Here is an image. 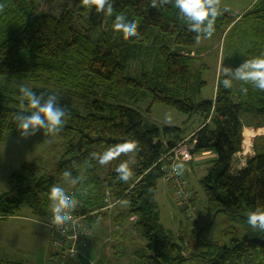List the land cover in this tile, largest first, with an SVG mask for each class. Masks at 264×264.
Returning <instances> with one entry per match:
<instances>
[{
	"label": "trees",
	"instance_id": "1",
	"mask_svg": "<svg viewBox=\"0 0 264 264\" xmlns=\"http://www.w3.org/2000/svg\"><path fill=\"white\" fill-rule=\"evenodd\" d=\"M216 5L219 14L212 35L248 24L251 40L240 65L264 53V0H255L241 14ZM112 8L109 15L97 12L94 4L84 0H64L60 11L51 14L38 12V0H0V76L52 83L87 100L85 112H79L68 98L57 96L56 106L65 113L63 126L49 132L37 129L30 136L62 138L63 154L51 174L35 176L34 167L26 163L9 173L12 187L0 194V219L15 215L22 205L44 214L54 183L77 174L73 188L80 204L75 216H83L90 225L106 214L110 202H123L145 240L144 248L135 251L134 264H181L188 256L160 224L154 195L159 179L166 178L171 185L176 182L168 176L171 160L165 153L187 141L192 154L215 153L200 179L209 208L245 221L244 235L231 238L230 246L219 247L208 257L209 264H264V230L251 228L245 215L255 209L264 211V148L256 143L260 139L253 140L254 152L245 163L233 167L234 156L242 149L243 127L264 126V90L243 81L238 88L225 89L218 86L217 79L213 98L193 99L202 81L193 72L196 54L191 47L205 36L203 30H189L192 22L179 15L174 0L164 4L157 0V7L152 6V0H112ZM117 16L135 19V37L114 30ZM80 19L92 24L97 21L98 34L81 25ZM131 49L141 54L132 56ZM144 55L151 57L152 63L147 67L141 59L132 70L130 60L146 59ZM234 73L219 78L232 80ZM97 85L108 91L97 96ZM243 88L247 91H241ZM31 89L42 97L41 103L52 95ZM146 95L150 97L147 113L153 105L162 104L188 115L200 114V125L187 137L179 126L145 122L140 111L121 100H139ZM31 111L20 91L10 94L0 90V139L20 134L14 117ZM244 115L257 120L245 124ZM128 141L135 142L133 150L121 152L106 164L99 162L107 150ZM123 162L131 169L127 181L119 179L116 171ZM185 171L186 167L182 172L179 169L181 175ZM0 264L20 263L0 260Z\"/></svg>",
	"mask_w": 264,
	"mask_h": 264
},
{
	"label": "rangeland",
	"instance_id": "2",
	"mask_svg": "<svg viewBox=\"0 0 264 264\" xmlns=\"http://www.w3.org/2000/svg\"><path fill=\"white\" fill-rule=\"evenodd\" d=\"M63 1L50 3L48 0H38V12L57 14ZM251 1L215 0L221 7L235 13H241ZM69 6L73 9L76 7L72 3H69ZM80 21L81 25L89 27L92 32L98 34L97 21L95 24L83 22L82 19ZM250 40L247 23H243L234 30L202 36L196 40L191 47L196 54V59L193 61V72L202 84L193 99H207L214 95L218 77L232 76L242 63L243 53ZM131 50L133 51L132 56L141 54L137 50ZM144 57H147V60L143 57L140 59L134 57L130 60V68L134 70L138 67L141 59L148 67L152 63V58L145 55ZM202 64L204 66L201 68ZM224 67L230 68L231 71L222 74ZM232 85L235 89L241 86V82L232 79ZM22 86L43 89L56 97H66L73 108L79 112H85L87 100L77 93L68 91L70 89L57 87L52 83H34L23 77L0 76V90L4 93L15 94ZM106 91L108 90L105 86L97 85V96L100 97ZM233 98L235 99L234 96ZM121 100L123 104L140 111L145 122L158 127L163 124L179 126L183 129L182 135H188L194 131L202 121L198 113L188 115L162 104L153 105L147 113L145 109L150 100L148 95L139 100L130 101L124 97H121ZM256 120L249 115L243 116L245 124L254 123ZM245 127L247 126L243 128L242 149L235 158L239 163H243L253 154V140L264 133L263 127L262 129L254 128V131ZM256 143L257 146L264 148V138ZM178 144L180 145H177V149L180 151L184 150L180 147L188 150L192 147L187 141H180ZM63 151L64 140L57 136L47 135L40 138L15 133L7 134L3 140L0 139V194L12 187V183L8 181L11 171L19 169L22 164L26 163L34 167L35 176L51 174L55 171ZM207 153L210 151L202 154L190 153V158L186 160L176 159L177 164L184 163L183 167H186L187 171L181 175L183 167L181 168L175 184L171 185L166 178H161L156 183L154 199L158 220L172 240L184 248L183 254L188 256V259L181 264H209L208 257L214 254L219 247L230 246L231 238H240L245 233V221L240 216L231 217L215 207L209 208L206 193L200 183L209 165L208 161L212 159L209 158L210 156H203ZM233 167H236L235 163ZM77 179L76 174L69 178L59 179L53 186H59L65 190L75 188ZM52 203L50 200L44 214L33 213L28 206L22 205L15 215L0 219L1 261L48 264L52 237L47 223L51 222ZM112 203L107 205V207L112 206L104 211L105 215L90 222L93 235L85 247L87 256L93 260L94 264H134L137 257L135 251L144 248L145 240L134 227V217L128 216L127 205L123 202L115 205ZM249 213L246 211L245 215Z\"/></svg>",
	"mask_w": 264,
	"mask_h": 264
},
{
	"label": "clouds",
	"instance_id": "3",
	"mask_svg": "<svg viewBox=\"0 0 264 264\" xmlns=\"http://www.w3.org/2000/svg\"><path fill=\"white\" fill-rule=\"evenodd\" d=\"M169 2L170 0H160L161 4ZM84 3L94 4L97 12H106L110 15L113 11L112 0H84ZM174 4L179 15L192 22L189 24V30L199 32L202 29L205 36H211L215 31L214 22L219 14L215 0H174ZM152 6L157 7V0H152ZM115 21L113 25L115 31L123 32L126 37L137 35V22L135 19L117 16ZM230 71V68L224 67L222 74ZM234 78L243 81L245 84L250 83L257 89L264 90V53L246 59L242 65L236 68ZM220 85L225 89L231 88L232 80L218 77V86ZM241 91L246 92L247 88H243ZM20 93L26 98L28 106L33 109L29 115L18 114L14 117V120L18 121L17 127L22 136L32 135L37 129H44L45 132H49L58 125L63 126L62 117L65 113L61 107L56 106L57 97L55 95H50L41 103L42 97L29 87L22 86ZM135 147L134 141L125 142L115 149H109L103 153L99 157V162L106 164L121 152L131 151ZM182 167V164L177 165L178 169ZM116 171L119 179L123 181H127L131 175V169L127 162L119 164ZM63 175H67V173H63ZM49 198L53 202L51 222L63 224L70 221V212L76 206L72 192L59 186H53L50 189ZM246 220L251 228L264 230V211L255 209L247 215Z\"/></svg>",
	"mask_w": 264,
	"mask_h": 264
},
{
	"label": "built area",
	"instance_id": "4",
	"mask_svg": "<svg viewBox=\"0 0 264 264\" xmlns=\"http://www.w3.org/2000/svg\"><path fill=\"white\" fill-rule=\"evenodd\" d=\"M180 145V144H179ZM178 145V146H179ZM180 151L176 147L168 150L165 153V157L169 161L168 176L173 177L175 181L179 175V169L177 168L176 158H171L173 154H180L185 152ZM189 156L183 157V160L189 159ZM171 179V178H168ZM72 192L73 198L76 201V206L71 210V220L60 224L59 222L47 223L50 234L52 237V249L48 257V264H92L88 260L87 252L85 250L89 239L92 237L93 232L88 223L85 222L83 216H75L74 210L80 204L78 200L77 191L74 188L67 189Z\"/></svg>",
	"mask_w": 264,
	"mask_h": 264
},
{
	"label": "crops",
	"instance_id": "5",
	"mask_svg": "<svg viewBox=\"0 0 264 264\" xmlns=\"http://www.w3.org/2000/svg\"><path fill=\"white\" fill-rule=\"evenodd\" d=\"M255 2V0H252L251 2H250V4L246 7V8H244L243 9V11H245L249 6H251L253 3ZM242 11V12H243ZM241 12V13H242ZM241 13H238V14H241ZM214 97V95L211 97V98H213ZM249 124V123H248ZM244 128V127H243ZM245 128H250L252 131H254V128L252 127V126H247V127H245ZM261 128V127H260ZM263 128H264V126H263ZM262 129V128H261ZM193 132V131H192ZM191 132V133H192ZM191 133H189L188 135H187V137L191 134ZM264 138V133L262 134V135H258L257 137H256V139H263ZM210 156L209 158L211 159H213V158H215V153H212V152H210V153H207V154H205V155H203V156ZM237 155V154H236ZM236 155L234 156V158H236ZM195 161V160H194ZM196 161H199V160H196ZM234 163H235V166L236 167H239V165H242V164H244V163H239V162H237V161H234ZM89 257V256H88ZM90 259V258H89ZM91 260V259H90ZM92 262H93V260H91Z\"/></svg>",
	"mask_w": 264,
	"mask_h": 264
},
{
	"label": "bare ground",
	"instance_id": "6",
	"mask_svg": "<svg viewBox=\"0 0 264 264\" xmlns=\"http://www.w3.org/2000/svg\"><path fill=\"white\" fill-rule=\"evenodd\" d=\"M190 153H191L190 150H186L183 153L171 155V158H176V159L183 158V157L189 156Z\"/></svg>",
	"mask_w": 264,
	"mask_h": 264
}]
</instances>
